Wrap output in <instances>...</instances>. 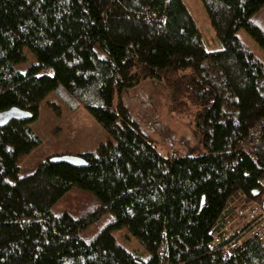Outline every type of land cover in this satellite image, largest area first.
Segmentation results:
<instances>
[{
    "label": "trees",
    "instance_id": "16d2710c",
    "mask_svg": "<svg viewBox=\"0 0 264 264\" xmlns=\"http://www.w3.org/2000/svg\"><path fill=\"white\" fill-rule=\"evenodd\" d=\"M199 1L217 49L182 0H0V111L32 121L54 92L113 139L80 153L84 166L49 156L18 176L40 140L29 121L0 128V264H264L255 237L224 252L209 234L238 195L264 205V131L248 134L264 119V65L236 36L264 51V0ZM22 46L36 59L25 72ZM145 78L166 86L169 115L195 107L199 152L160 153L138 126L120 93ZM121 227L147 258L116 242Z\"/></svg>",
    "mask_w": 264,
    "mask_h": 264
},
{
    "label": "rangeland",
    "instance_id": "374dc122",
    "mask_svg": "<svg viewBox=\"0 0 264 264\" xmlns=\"http://www.w3.org/2000/svg\"><path fill=\"white\" fill-rule=\"evenodd\" d=\"M182 1L200 31L205 48H219L200 1ZM236 36L264 65V51L246 31L240 28L236 31ZM22 53L24 59L13 65L19 72H25L30 64L36 62L35 56L26 46H22ZM167 94V88L161 81L145 78L132 87L124 88L120 99L138 126L153 140L160 153L184 155L199 152L201 138L194 127L195 107L191 106L187 113L171 116L166 110ZM117 99L115 94L114 103ZM50 103L57 106V111L49 105ZM27 125L40 142L19 158L18 176L31 172L37 163L46 157L65 153L76 155L93 151L100 143L113 142L111 136L84 107L80 105L71 110L54 92H49L40 101L36 118ZM75 197L79 198L74 194L73 198ZM243 201L246 202L237 197L232 205L239 207ZM111 234L126 250L142 251L144 259L148 257V252L124 227L112 230Z\"/></svg>",
    "mask_w": 264,
    "mask_h": 264
},
{
    "label": "built area",
    "instance_id": "2783aa9c",
    "mask_svg": "<svg viewBox=\"0 0 264 264\" xmlns=\"http://www.w3.org/2000/svg\"><path fill=\"white\" fill-rule=\"evenodd\" d=\"M262 131H264V119H258L248 134L253 140ZM247 148L248 146L244 150ZM261 187L264 193V179L261 180ZM237 197L246 200L247 203L243 201L239 207L233 206ZM237 197L229 204L233 209L209 229L211 244L216 245L218 251L231 252L240 248L247 237H255L264 249V205L246 199L243 194Z\"/></svg>",
    "mask_w": 264,
    "mask_h": 264
},
{
    "label": "water",
    "instance_id": "95a60500",
    "mask_svg": "<svg viewBox=\"0 0 264 264\" xmlns=\"http://www.w3.org/2000/svg\"><path fill=\"white\" fill-rule=\"evenodd\" d=\"M31 118L32 116L28 111L12 106L0 111V128L6 126L12 120L29 121ZM48 160L52 163L64 162L73 166L85 165V161L79 155L72 154L52 155Z\"/></svg>",
    "mask_w": 264,
    "mask_h": 264
},
{
    "label": "crops",
    "instance_id": "0c3cea01",
    "mask_svg": "<svg viewBox=\"0 0 264 264\" xmlns=\"http://www.w3.org/2000/svg\"><path fill=\"white\" fill-rule=\"evenodd\" d=\"M184 3V2H183ZM65 154H67V153H65ZM80 154V153H79ZM79 154H76V155H79ZM57 155H62V154H57Z\"/></svg>",
    "mask_w": 264,
    "mask_h": 264
}]
</instances>
